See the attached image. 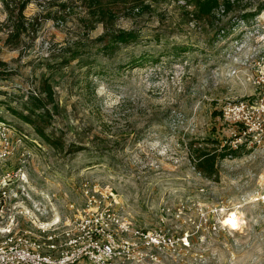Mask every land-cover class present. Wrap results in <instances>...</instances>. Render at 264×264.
<instances>
[{
	"label": "rangeland",
	"instance_id": "rangeland-1",
	"mask_svg": "<svg viewBox=\"0 0 264 264\" xmlns=\"http://www.w3.org/2000/svg\"><path fill=\"white\" fill-rule=\"evenodd\" d=\"M24 1L0 0L1 68L12 73L0 78V119L28 136L18 153L38 207L13 202L15 229L40 235L72 203L79 213L105 199L127 228L119 241L137 243L120 245L130 261L115 264H264V10L236 19L264 0L206 19L186 0L121 4L109 28L82 0H28L21 15ZM131 29L138 40L112 52L99 40ZM45 81L54 99L37 123L47 138L21 116L33 96L46 101ZM229 101L250 103L245 136L213 114ZM207 139L240 148L218 162V178L191 159V142Z\"/></svg>",
	"mask_w": 264,
	"mask_h": 264
},
{
	"label": "built area",
	"instance_id": "built-area-1",
	"mask_svg": "<svg viewBox=\"0 0 264 264\" xmlns=\"http://www.w3.org/2000/svg\"><path fill=\"white\" fill-rule=\"evenodd\" d=\"M249 104V101H229L221 107L220 115L235 123L241 136L251 131L249 119L243 114ZM27 138L11 122L0 119V264H115L120 260L130 261V256L126 259L117 257L116 249L123 243L131 246H137V243L119 241L118 236L127 228L118 223L121 221L119 214L112 212L113 202L105 199L102 210L89 206L79 213L72 203L64 214H54L51 222H41L40 235L15 229L12 216L15 202L28 200L32 207L38 208L30 194L25 192L26 151L18 153L19 147H25ZM233 142H236L235 139ZM15 154L18 155V163L15 168L9 169L7 163ZM23 208L21 214H28L32 209L24 211ZM136 234L150 236L139 230ZM153 242L146 243L152 245Z\"/></svg>",
	"mask_w": 264,
	"mask_h": 264
},
{
	"label": "trees",
	"instance_id": "trees-1",
	"mask_svg": "<svg viewBox=\"0 0 264 264\" xmlns=\"http://www.w3.org/2000/svg\"><path fill=\"white\" fill-rule=\"evenodd\" d=\"M244 0H225L224 3H220L219 0H186L187 5H192L194 7L193 15L196 19H206L215 14L216 11L222 10L224 13H229L233 8L243 3ZM84 6L86 7L89 15L93 18H97V22H102L105 24L106 28H109L108 23L116 15V12L120 8L119 5L131 6L130 9L141 10L143 8H149V5L145 3V0H82ZM29 3L25 0L19 5V13L23 15V12ZM63 9L67 6L63 5ZM264 10V1L258 6L255 11L244 12L240 17L236 19L249 20L253 19L259 15ZM114 14V16H113ZM225 31V28L223 29ZM139 38V32L135 29L131 30H119L111 31L103 34L99 40L104 41V47L109 51H114L120 44H129L131 42H136ZM4 62L0 61V78L8 76L11 71L1 68L4 66ZM41 92L46 94V101L39 95L33 96L32 101L35 102V109H31L28 114L24 115L21 113L22 118L27 122L35 126L36 131L44 138L48 136L45 133V129L37 123L39 118H43L47 108V100H53L54 91L51 83L45 81L42 84ZM40 109V113H36V110ZM214 116L217 117L221 113L219 111L213 112ZM35 116V117H33ZM202 144V145H201ZM210 145V146H209ZM190 155L193 161L194 167L205 177L208 178H218V162L229 156H235L239 152V146L234 148L229 141L221 143L217 139H207L202 141H192L190 144ZM242 146V145H241Z\"/></svg>",
	"mask_w": 264,
	"mask_h": 264
},
{
	"label": "crops",
	"instance_id": "crops-1",
	"mask_svg": "<svg viewBox=\"0 0 264 264\" xmlns=\"http://www.w3.org/2000/svg\"><path fill=\"white\" fill-rule=\"evenodd\" d=\"M40 202H42V200H41V195H40Z\"/></svg>",
	"mask_w": 264,
	"mask_h": 264
},
{
	"label": "bare ground",
	"instance_id": "bare-ground-1",
	"mask_svg": "<svg viewBox=\"0 0 264 264\" xmlns=\"http://www.w3.org/2000/svg\"><path fill=\"white\" fill-rule=\"evenodd\" d=\"M232 222H236V221H232Z\"/></svg>",
	"mask_w": 264,
	"mask_h": 264
}]
</instances>
